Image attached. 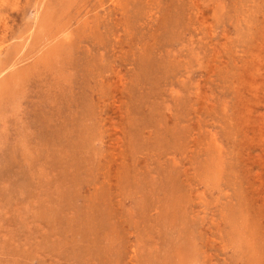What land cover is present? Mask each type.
I'll return each mask as SVG.
<instances>
[{
	"label": "rangeland",
	"instance_id": "1",
	"mask_svg": "<svg viewBox=\"0 0 264 264\" xmlns=\"http://www.w3.org/2000/svg\"><path fill=\"white\" fill-rule=\"evenodd\" d=\"M0 264H264V0H0Z\"/></svg>",
	"mask_w": 264,
	"mask_h": 264
}]
</instances>
